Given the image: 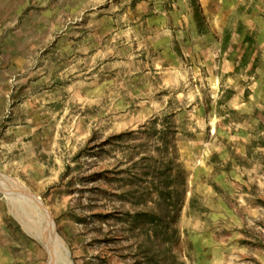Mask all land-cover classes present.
<instances>
[{"label":"rangeland","instance_id":"obj_1","mask_svg":"<svg viewBox=\"0 0 264 264\" xmlns=\"http://www.w3.org/2000/svg\"><path fill=\"white\" fill-rule=\"evenodd\" d=\"M173 4L0 0V264H264V6Z\"/></svg>","mask_w":264,"mask_h":264},{"label":"crops","instance_id":"obj_2","mask_svg":"<svg viewBox=\"0 0 264 264\" xmlns=\"http://www.w3.org/2000/svg\"><path fill=\"white\" fill-rule=\"evenodd\" d=\"M164 1H172L176 9L178 6H180L183 10L185 9V3L187 7L189 4L192 6L194 5L195 9H192V12L196 15H199L200 20L203 21V24L206 27L207 34L212 36L216 34L222 35V32L215 33V31H224L230 15L234 13L240 6H264V0H150V3L157 6ZM260 10L262 13L264 9L260 8ZM186 15H190V13L188 12L187 14H184V12L178 10L176 11L175 19L179 21L193 19V14L189 17Z\"/></svg>","mask_w":264,"mask_h":264},{"label":"bare ground","instance_id":"obj_3","mask_svg":"<svg viewBox=\"0 0 264 264\" xmlns=\"http://www.w3.org/2000/svg\"><path fill=\"white\" fill-rule=\"evenodd\" d=\"M4 192H6V191H4ZM8 192V191H7ZM9 196V195H8ZM29 196V195H28ZM25 197H27L26 195H25ZM30 197V196H29ZM32 199V198H31ZM20 201H21V199H19ZM32 201V200H31ZM30 202V201H29ZM28 202V203H29ZM22 203V202H21ZM14 204V203H13ZM25 204H27V202L25 203ZM17 205V204H16ZM22 205V204H21ZM28 205V204H27ZM14 206H15V204H14ZM25 206V205H24ZM27 208H29V207H27ZM18 212H19V217H20V219L22 220V223H23V225H24V228L29 232V233H32L33 235H36V236H42L41 235V232H42V229H41V227L39 226V225H37V224H35L36 222H35V220L34 219H32L31 218V216L25 211V209H24V207L22 208H19V206H18V210H17ZM18 214V213H17ZM32 214V213H31ZM35 214V213H34ZM49 217V216H48ZM37 219V218H36ZM43 221V220H42ZM45 224V223H44ZM53 229V228H52ZM44 232H46V231H44ZM52 233H53V230H52ZM47 237V236H46ZM57 237V236H56ZM55 237V238H56ZM44 238V237H43ZM40 241L42 240V238L41 239H39ZM48 240H50V239H48ZM57 240V239H56ZM58 243V242H57ZM47 244V243H46ZM48 245V244H47ZM57 245V244H56ZM58 246V245H57ZM54 247V246H53ZM62 249H63V247H62ZM50 250V249H49ZM57 250V249H56ZM63 251H65V250H63ZM49 252V251H48ZM66 252V251H65ZM52 254V253H51ZM63 256V255H62ZM68 259L69 258H66V257H63L62 258V260H61V262H62V264H69V262H68Z\"/></svg>","mask_w":264,"mask_h":264}]
</instances>
